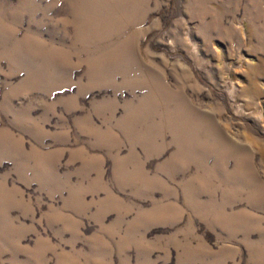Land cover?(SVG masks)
I'll return each mask as SVG.
<instances>
[{"label":"rangeland","instance_id":"374dc122","mask_svg":"<svg viewBox=\"0 0 264 264\" xmlns=\"http://www.w3.org/2000/svg\"><path fill=\"white\" fill-rule=\"evenodd\" d=\"M0 264H264V0H0Z\"/></svg>","mask_w":264,"mask_h":264}]
</instances>
